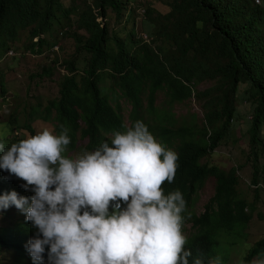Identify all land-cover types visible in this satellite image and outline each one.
Instances as JSON below:
<instances>
[{"label": "clouds", "instance_id": "obj_1", "mask_svg": "<svg viewBox=\"0 0 264 264\" xmlns=\"http://www.w3.org/2000/svg\"><path fill=\"white\" fill-rule=\"evenodd\" d=\"M142 1L128 0L126 9L139 13ZM61 7L64 4L60 0H0V61L8 42L16 40L20 30L29 29L34 43L42 38L49 44V35L61 24H55L47 34L40 32ZM109 17L98 15L95 20L105 28ZM131 27L147 30L135 19H131ZM78 33L86 35L84 31ZM108 48L111 50L109 40ZM48 66H54L55 72L56 64L43 69ZM61 71L63 77L68 74L66 64ZM5 94L6 84L0 76V97ZM155 106V111L142 110L149 114L145 117L168 113L172 115L169 127L177 128L172 108L181 105L166 95V106H158L157 100ZM17 114L25 118L24 122ZM143 119L131 120L128 115L131 123L127 129L115 131L103 141L95 134V126L103 120L117 125V118L112 111L86 99L12 113L5 124L11 132H0V251L8 253L14 264H222L221 257L212 255L217 254L215 245L223 240V229L237 234V238L250 227L257 232L253 205L245 198L248 211H253V220L246 218V227L238 212L231 209V198L219 202L224 213L216 215L217 221L202 222L189 216L186 197L198 194V181L204 174L231 182L233 168L238 176L239 170L204 163L209 155L186 156L181 166L187 160L189 180L181 181L193 182L194 186L188 192L170 189L178 175L179 153L157 137ZM52 120L57 123L55 129L33 128L37 121ZM178 128L184 133L183 126ZM198 129L193 131L195 136H204L203 126ZM19 130L26 133L15 135ZM79 134L88 140L84 154L77 151ZM254 135L261 142L255 145L258 156H253L249 186L257 195L264 194V156H260L264 155V125L261 135ZM189 243L195 246L196 254L188 248ZM260 245L264 246V238L252 250ZM246 257L243 260L249 264H264V250L250 260Z\"/></svg>", "mask_w": 264, "mask_h": 264}, {"label": "trees", "instance_id": "obj_2", "mask_svg": "<svg viewBox=\"0 0 264 264\" xmlns=\"http://www.w3.org/2000/svg\"><path fill=\"white\" fill-rule=\"evenodd\" d=\"M260 1L257 4L255 0H173L166 13H156L148 4L141 12L132 13L126 9L128 0H83L81 5H76L74 0L70 7L58 9L50 24L40 33L47 34L55 24L62 25L63 21L74 16L78 30L86 35L78 32L70 35L80 49L89 54V61L80 78L76 76L75 63L66 62L68 74L60 84L59 99L51 106L58 107L82 98L112 111L117 118L115 130H102L99 128L101 123L95 126V134L103 141L106 136L115 131H125L128 127L124 117L110 104L108 91L115 85L120 86L122 95L132 105L131 120L143 118L139 110H157L155 103L159 91L182 107L199 106L205 122L202 137L195 136L199 130L195 123L199 119L196 112L181 117L182 121L189 123L183 126L185 131L181 136L164 129L171 125L172 115L168 113L143 119L157 137L179 153L178 175L170 189L190 191L194 183L181 181L189 180L190 165L185 160L182 168L183 160L186 156L214 153L237 127L239 105H251L252 114L246 108V116H251L252 154L256 152L255 145L261 142L254 135V132L261 135L264 125V0ZM153 13L156 14L150 17ZM105 14H110L107 22L119 36L115 37L116 52L108 48L109 26L101 28L95 20L96 16ZM131 19L142 22L147 30L129 29L127 23ZM59 33L68 32L63 29ZM134 35L136 40H133ZM128 37L130 46L125 43ZM46 44L48 41L42 38L38 43L31 39L30 49L33 53H42ZM53 72L54 66H48L37 76H52ZM0 76L3 78L1 73ZM107 82L114 85H104ZM204 83L209 85L198 90L197 87ZM240 91L244 92L242 98L239 97ZM160 124H163L162 131L158 129ZM210 177L216 181L214 196L200 216L191 211L195 205L194 197H186L188 215L193 213L192 218L197 221H217L216 214L223 210L219 202L231 198L234 201L231 209L238 212L246 227V218L252 221L253 211H248L250 205L239 196L237 170L233 168L231 182L204 174L198 181V188L201 189ZM226 230L222 232L223 240H228L235 248V242L240 238L237 234L226 233ZM188 248L196 254L193 244L189 243ZM263 250V245L256 251L247 247L237 249L234 254L238 258L231 264H249L243 260L244 256H247L245 260H250L252 255ZM213 256L217 257V254ZM221 261L222 264H230Z\"/></svg>", "mask_w": 264, "mask_h": 264}, {"label": "rangeland", "instance_id": "obj_3", "mask_svg": "<svg viewBox=\"0 0 264 264\" xmlns=\"http://www.w3.org/2000/svg\"><path fill=\"white\" fill-rule=\"evenodd\" d=\"M65 7H69L73 4L72 0H60ZM92 1V0H90ZM173 0H143L141 5H150L149 8H154L156 13H166ZM83 4V0H76V5ZM137 13V10L135 11ZM156 13L150 15L153 17ZM110 18V17H109ZM128 28L131 29V20L127 23ZM68 28V33L63 36H59V32ZM111 33V40L109 41V47L113 52L117 51V43L114 41L118 34L114 32L109 25ZM145 31V29H144ZM78 32L77 25L75 23V17H71V20L63 21L61 26H55L49 35V44L42 48L41 54H33L30 49V37L29 29L20 30L18 38L14 41L8 42V49L4 53L0 61V73L4 77L6 84V94L4 97H0V132H11V127L5 125L10 119V115L16 111L23 110L24 108L32 106L51 107L52 103L56 102L60 97V84L63 79L62 69L66 62L73 61L77 67L76 76L80 78L84 69L87 66L89 54L80 49V45L70 35ZM130 37L127 38L126 44L130 46ZM134 47H137L134 44ZM56 64V70L52 76L38 77L37 74H41L43 67L47 65ZM106 86H113L109 82L104 83ZM209 84H200L197 89L203 90ZM243 91H240L239 97L242 98ZM110 103L117 112H120L126 120V125L129 126L131 121L128 120V115L131 111V105L122 95L121 90L115 86L108 91ZM157 105L160 107L166 106V95L163 92L157 94ZM246 108L251 113V105L244 104L239 105L240 114L237 118V127L234 131H231L230 136L221 143L217 152L209 155L203 159L204 163L209 165H218L224 170H230L233 167H237L239 170V185L238 191L242 198H245L249 204L253 205L255 212V219L253 227H257V232L252 231L250 227L247 231L241 233L240 240L236 241L235 248L232 247L228 240H219V244L215 245V251L217 256L230 264L233 260L238 258L235 250L240 248L252 249L259 241L264 238V194H257L253 192V189L249 186V182L252 179L254 158L250 145V123L251 116H246ZM176 111V117L174 120L177 128H171L165 126L164 129L180 135L182 130L178 127L185 126L186 122L182 121L181 117L189 113L196 112L198 114V121L195 122L197 126L202 127L205 122L202 121V114L200 108L197 105H190L186 107L174 106L172 108ZM139 114L142 117L149 115L147 112L139 110ZM252 114V113H251ZM155 115V114H153ZM20 122H24L25 118L20 114L17 116ZM5 125V126H3ZM2 126V127H1ZM118 125L112 124L107 120H103L100 124L102 130L111 129L115 130ZM45 127H51L55 129L57 123L52 120L48 123L37 121L33 124V128L40 130ZM159 131H162L163 124L158 127ZM194 131V130H193ZM25 130H19L15 135H24ZM78 149L77 151L84 154L87 150L88 140L80 136L78 137ZM264 156V155H260ZM183 175V174H182ZM215 189V180L213 178L207 179L200 189L198 194L194 197L195 205L192 208V212L197 216L201 215L207 202L213 196ZM192 213V215H193ZM224 212L220 211L216 215H222ZM233 213H230L232 215ZM191 215V217H192ZM222 218H225L223 216ZM189 231L194 232L192 225H189ZM245 257V256H244ZM14 259L8 254L0 251V264H14Z\"/></svg>", "mask_w": 264, "mask_h": 264}]
</instances>
